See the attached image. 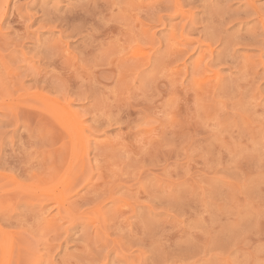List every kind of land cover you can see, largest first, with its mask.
<instances>
[{
    "label": "rangeland",
    "instance_id": "rangeland-1",
    "mask_svg": "<svg viewBox=\"0 0 264 264\" xmlns=\"http://www.w3.org/2000/svg\"><path fill=\"white\" fill-rule=\"evenodd\" d=\"M0 264H264V0H0Z\"/></svg>",
    "mask_w": 264,
    "mask_h": 264
}]
</instances>
